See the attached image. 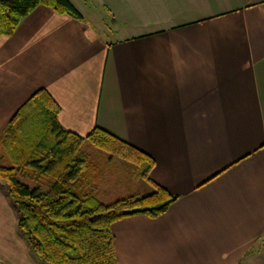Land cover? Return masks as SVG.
I'll use <instances>...</instances> for the list:
<instances>
[{
	"label": "crops",
	"instance_id": "obj_1",
	"mask_svg": "<svg viewBox=\"0 0 264 264\" xmlns=\"http://www.w3.org/2000/svg\"><path fill=\"white\" fill-rule=\"evenodd\" d=\"M70 1L0 36V136L45 91L65 131L152 157L179 198L113 224L119 264H264V0ZM17 223L0 188V264H39Z\"/></svg>",
	"mask_w": 264,
	"mask_h": 264
},
{
	"label": "trees",
	"instance_id": "obj_2",
	"mask_svg": "<svg viewBox=\"0 0 264 264\" xmlns=\"http://www.w3.org/2000/svg\"><path fill=\"white\" fill-rule=\"evenodd\" d=\"M40 6L82 19L70 0H0V36H12ZM59 112L49 94L39 91L13 117L0 136V188L39 264H119L113 224L139 215L158 218L179 197L150 179L151 156L101 128L85 138L65 131ZM86 143L106 152L109 161L135 165L152 191L102 203L100 169L82 150Z\"/></svg>",
	"mask_w": 264,
	"mask_h": 264
},
{
	"label": "rangeland",
	"instance_id": "obj_3",
	"mask_svg": "<svg viewBox=\"0 0 264 264\" xmlns=\"http://www.w3.org/2000/svg\"><path fill=\"white\" fill-rule=\"evenodd\" d=\"M85 15L87 18L90 17L88 13ZM82 150L88 152L91 159L99 166L98 197L102 203L109 205L128 197L131 193L145 194L152 190L151 186L139 175L140 170L135 165L124 160L109 161L106 152L90 143H86ZM20 180L30 186L34 184L29 179L21 178Z\"/></svg>",
	"mask_w": 264,
	"mask_h": 264
}]
</instances>
